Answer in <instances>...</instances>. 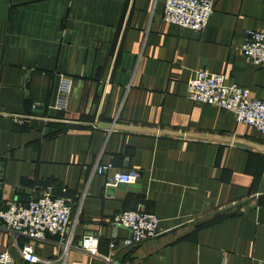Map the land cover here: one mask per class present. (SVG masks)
Wrapping results in <instances>:
<instances>
[{
  "label": "crops",
  "instance_id": "1",
  "mask_svg": "<svg viewBox=\"0 0 264 264\" xmlns=\"http://www.w3.org/2000/svg\"><path fill=\"white\" fill-rule=\"evenodd\" d=\"M162 7L0 0V208L47 186L77 199L73 241L96 235L98 255L70 249L64 264H264V134L189 100L185 86L205 69L264 100V67L234 48L246 29L264 32V0H213L201 31L164 22ZM59 75L72 86L56 111ZM124 172L134 181L106 184ZM124 210L154 214L158 233L122 246L128 231L110 221ZM23 241L0 230L14 264H57L23 261ZM31 243L38 258L57 257L50 242Z\"/></svg>",
  "mask_w": 264,
  "mask_h": 264
},
{
  "label": "built area",
  "instance_id": "2",
  "mask_svg": "<svg viewBox=\"0 0 264 264\" xmlns=\"http://www.w3.org/2000/svg\"><path fill=\"white\" fill-rule=\"evenodd\" d=\"M213 0H163L161 18L164 22L194 31H201L212 10ZM235 50L251 64L264 67V32L246 29L243 40L237 44ZM72 79L58 76L55 97L50 108L56 111L67 108V99L71 90ZM186 97L194 102L213 105L230 112L235 121L252 127L264 134V100L252 96L249 90L227 81L223 75L209 72L205 69L196 70L186 81ZM32 116L13 117L15 122L21 123ZM46 120V118H45ZM248 145L254 150H263L261 145ZM108 164H94L92 171L102 173ZM135 173H115L107 181V185L117 183H131ZM77 199L71 200L53 194L50 187L41 190L36 198L25 203L10 202L0 208V230L12 239L21 237L23 242L16 244L20 258L25 262H57L64 264L70 249L81 250L89 255L96 252L97 236L82 235L78 244L73 241L72 226L75 214L78 212ZM157 217L149 212L124 210L115 213L110 221L113 226H120L128 231V236L121 242L122 246L131 247L142 240L155 236L157 231ZM31 241L50 242L57 248L54 260L40 259L33 252ZM115 247L114 239L108 244ZM107 264H123L101 257ZM0 264H14L6 251H0Z\"/></svg>",
  "mask_w": 264,
  "mask_h": 264
},
{
  "label": "water",
  "instance_id": "3",
  "mask_svg": "<svg viewBox=\"0 0 264 264\" xmlns=\"http://www.w3.org/2000/svg\"><path fill=\"white\" fill-rule=\"evenodd\" d=\"M96 127L98 128H108L110 127V123H106V122H99V123H96ZM1 163H0V167H1ZM1 187H2V171H1V168H0V192H1Z\"/></svg>",
  "mask_w": 264,
  "mask_h": 264
}]
</instances>
